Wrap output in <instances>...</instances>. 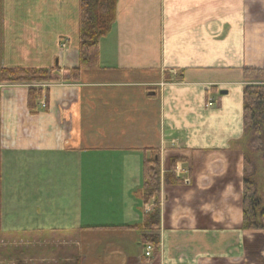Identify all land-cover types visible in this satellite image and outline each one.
Returning a JSON list of instances; mask_svg holds the SVG:
<instances>
[{"label": "crops", "instance_id": "crops-1", "mask_svg": "<svg viewBox=\"0 0 264 264\" xmlns=\"http://www.w3.org/2000/svg\"><path fill=\"white\" fill-rule=\"evenodd\" d=\"M78 9L0 0V68L58 79L0 82V238L42 236L58 256L41 264H264V229L242 228L241 204L243 68H264V0H116L98 66L63 80L79 62ZM153 151L160 246L145 257L148 232L126 226L150 210Z\"/></svg>", "mask_w": 264, "mask_h": 264}, {"label": "trees", "instance_id": "trees-1", "mask_svg": "<svg viewBox=\"0 0 264 264\" xmlns=\"http://www.w3.org/2000/svg\"><path fill=\"white\" fill-rule=\"evenodd\" d=\"M116 0H79L78 9V66L69 70L63 80H75L81 69L98 66V42L106 36L115 19ZM56 68H0V82L7 84L56 81L52 75ZM247 82L242 90L243 192L242 228L264 229V68H243ZM47 92V91H46ZM40 89L30 88L27 108L30 114L38 111ZM47 110V106L43 108ZM173 168V163L171 165ZM164 182L176 181L173 173L163 175ZM160 163L158 153L152 152L142 161L143 203L150 205L141 223L126 226L142 232V242L149 243L156 255L160 246L157 233L160 225ZM75 264H79L76 262Z\"/></svg>", "mask_w": 264, "mask_h": 264}, {"label": "rangeland", "instance_id": "rangeland-1", "mask_svg": "<svg viewBox=\"0 0 264 264\" xmlns=\"http://www.w3.org/2000/svg\"><path fill=\"white\" fill-rule=\"evenodd\" d=\"M0 240V264H41L42 260L58 256L44 247L39 235H4Z\"/></svg>", "mask_w": 264, "mask_h": 264}, {"label": "built area", "instance_id": "built-area-1", "mask_svg": "<svg viewBox=\"0 0 264 264\" xmlns=\"http://www.w3.org/2000/svg\"><path fill=\"white\" fill-rule=\"evenodd\" d=\"M212 103V100L208 101V105H211ZM42 107L44 108L45 107V104H42ZM149 210V208H146V212ZM153 253V247L151 244L149 243H145L144 244V247H143V255L145 257H151Z\"/></svg>", "mask_w": 264, "mask_h": 264}]
</instances>
